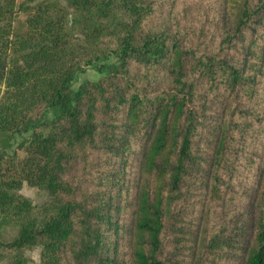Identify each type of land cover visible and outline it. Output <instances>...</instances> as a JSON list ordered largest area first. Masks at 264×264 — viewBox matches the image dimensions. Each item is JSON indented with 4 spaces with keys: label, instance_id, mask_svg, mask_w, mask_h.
<instances>
[{
    "label": "trees",
    "instance_id": "obj_1",
    "mask_svg": "<svg viewBox=\"0 0 264 264\" xmlns=\"http://www.w3.org/2000/svg\"><path fill=\"white\" fill-rule=\"evenodd\" d=\"M66 1L0 0V261L264 264V0Z\"/></svg>",
    "mask_w": 264,
    "mask_h": 264
},
{
    "label": "rangeland",
    "instance_id": "obj_2",
    "mask_svg": "<svg viewBox=\"0 0 264 264\" xmlns=\"http://www.w3.org/2000/svg\"><path fill=\"white\" fill-rule=\"evenodd\" d=\"M61 3L67 4L66 0H60ZM101 76V74L94 68L88 67L85 71L79 72L75 75L74 80L72 81V88L76 89L79 84L85 80V79H91V80H96ZM52 113L49 111L48 116H50ZM28 136L27 133H22V134H16L14 136V139L12 140V146L9 149L10 152L16 151V153L20 156L23 155V151L19 148L18 144H20L24 139H26ZM199 192V190H198ZM21 193L24 194L25 196L29 197L34 203H39L45 198V191L36 188L34 186L28 185L26 182L23 183V186L21 188ZM202 197L205 196V194L201 195ZM228 202V201H227ZM227 206V203H226ZM226 208L227 207H222V208H211L210 212L211 213H220V214H225L226 217L229 214H226ZM211 213L208 216V220H212L211 218ZM216 216V215H215ZM24 254L28 258V264H37L40 261V247L36 246L33 248H27L24 249ZM8 260L5 258L4 260L0 261V264H7Z\"/></svg>",
    "mask_w": 264,
    "mask_h": 264
}]
</instances>
